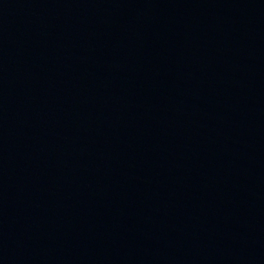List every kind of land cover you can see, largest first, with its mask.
Masks as SVG:
<instances>
[{
    "label": "water",
    "instance_id": "95a60500",
    "mask_svg": "<svg viewBox=\"0 0 264 264\" xmlns=\"http://www.w3.org/2000/svg\"><path fill=\"white\" fill-rule=\"evenodd\" d=\"M0 264H264V0H0Z\"/></svg>",
    "mask_w": 264,
    "mask_h": 264
}]
</instances>
